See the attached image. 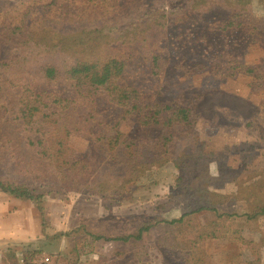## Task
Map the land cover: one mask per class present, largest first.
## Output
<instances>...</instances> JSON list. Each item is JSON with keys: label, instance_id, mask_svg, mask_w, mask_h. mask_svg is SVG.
<instances>
[{"label": "rangeland", "instance_id": "obj_1", "mask_svg": "<svg viewBox=\"0 0 264 264\" xmlns=\"http://www.w3.org/2000/svg\"><path fill=\"white\" fill-rule=\"evenodd\" d=\"M22 1L31 0H0V31L8 12ZM257 6L258 15H264V5ZM176 35L166 32L160 47L170 50L169 37ZM247 52L249 59L260 65L264 83V40ZM148 56L149 52L140 50L129 70V78L141 89L135 102L143 109L154 101L190 107L194 111L191 119L171 114L162 119L157 131H145L139 127L136 114L106 102L98 103V113L117 132L137 141L141 163L153 164L166 156L172 161L191 162L193 153L203 149L210 184L193 189L179 187V171L169 162L159 168L151 182L144 180L124 190L109 187L104 182L109 174L103 167L108 162L112 166L115 160L94 143L90 132L81 131L72 139L69 150L59 156L56 167L69 172L72 182L83 174V181L88 178L85 186L52 189L34 186L24 178L40 198L43 212L37 201L0 193V264H47L46 259L50 260L48 264H264V216L252 222H228L226 217L224 223L218 221L219 216L236 215L264 204V90L252 92L247 77L222 80L205 73L186 77L172 66L153 79L144 60ZM12 64L5 61L2 71L11 70ZM60 77L58 66L52 64L32 73L29 79L67 92L68 86ZM22 92L21 87L2 97L7 119L18 108ZM89 112V101L79 99L76 120L87 123ZM11 128L12 124L0 125V149ZM16 144L25 147L17 134ZM22 154L32 156L26 150ZM17 175L18 170L0 156V177L20 181ZM217 196L227 201L218 204ZM213 203H217L215 211L210 209ZM156 218L181 222L162 224L142 241L129 243H97L81 230L83 225L106 222L110 231L126 235L137 230L141 222ZM183 243H190L191 250H183Z\"/></svg>", "mask_w": 264, "mask_h": 264}, {"label": "trees", "instance_id": "obj_2", "mask_svg": "<svg viewBox=\"0 0 264 264\" xmlns=\"http://www.w3.org/2000/svg\"><path fill=\"white\" fill-rule=\"evenodd\" d=\"M258 3L264 5V0L22 1L17 9L8 12L0 31V125L14 127L5 133L8 139L2 144L0 156L18 170L20 181L0 177V193L37 201L39 211L43 212L40 198L24 178L34 186L52 189L85 186L88 178L83 181V174L72 182L69 172L56 167L59 156L69 150L72 139L81 131L90 132L94 143L104 147L115 160L112 166L108 162L103 167L111 175L104 180L109 187L124 190L144 180L151 182L159 168L169 162L179 171V187L208 186L210 178L205 175L207 160L203 149L193 153L191 162L172 161L166 156L153 164L141 163L137 141L104 122L97 106L100 101L106 102L136 114L139 127L145 131H157L162 119L171 114L186 121L191 119L194 111L190 107L154 101L143 109L135 102L141 89L128 75L140 50L149 52L144 60L149 63L147 72L153 79L172 66L186 77L204 73L222 80L247 77L251 79L252 92L263 91L262 69L249 59L247 52L264 40V15H258ZM169 31L177 35L169 37L171 48L166 50L160 47L161 37ZM8 60L13 62L12 68L3 72L2 65ZM52 64L58 66L67 92L65 88L57 91L31 83L32 73ZM21 87L18 108L7 119L2 97ZM79 99L90 103L87 123L76 120L75 105ZM16 134L25 147L14 146ZM25 150L32 154L30 158L22 154ZM192 168L194 172L190 171ZM217 198L218 204L227 201L223 196ZM216 205L213 203L210 209L215 211ZM263 216L264 204L236 215L219 216L218 221L224 223L226 220L222 219L226 217L228 222H252ZM178 222L181 221L170 223L156 218L141 222L137 230L126 235L110 231L106 222L83 225L81 230L97 243H129L142 241L162 224ZM199 242L200 239L195 243ZM180 247L191 250L190 243Z\"/></svg>", "mask_w": 264, "mask_h": 264}, {"label": "built area", "instance_id": "obj_3", "mask_svg": "<svg viewBox=\"0 0 264 264\" xmlns=\"http://www.w3.org/2000/svg\"><path fill=\"white\" fill-rule=\"evenodd\" d=\"M45 262L48 264V263H50V260H49V259H46V261H45Z\"/></svg>", "mask_w": 264, "mask_h": 264}]
</instances>
